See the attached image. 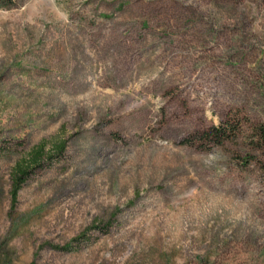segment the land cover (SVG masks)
<instances>
[{
    "label": "rangeland",
    "instance_id": "1",
    "mask_svg": "<svg viewBox=\"0 0 264 264\" xmlns=\"http://www.w3.org/2000/svg\"><path fill=\"white\" fill-rule=\"evenodd\" d=\"M259 129L264 0H0V264H264Z\"/></svg>",
    "mask_w": 264,
    "mask_h": 264
},
{
    "label": "trees",
    "instance_id": "2",
    "mask_svg": "<svg viewBox=\"0 0 264 264\" xmlns=\"http://www.w3.org/2000/svg\"><path fill=\"white\" fill-rule=\"evenodd\" d=\"M261 147L264 149V130L259 129ZM226 138V130L222 127H211L203 132L198 138L201 143H216L219 144ZM183 145L191 146L194 144L192 139H186L182 142ZM46 144L41 143L34 148L28 156L17 163L11 173V190L10 196L12 202H16L17 195L22 188V185L28 179L32 171L40 167L41 163L47 158L55 157V154H61L64 151V143L56 142L51 147L52 153L49 155L45 149Z\"/></svg>",
    "mask_w": 264,
    "mask_h": 264
}]
</instances>
